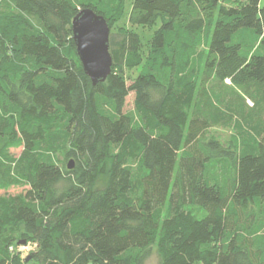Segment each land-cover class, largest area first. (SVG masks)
Segmentation results:
<instances>
[{
	"label": "trees",
	"instance_id": "obj_1",
	"mask_svg": "<svg viewBox=\"0 0 264 264\" xmlns=\"http://www.w3.org/2000/svg\"><path fill=\"white\" fill-rule=\"evenodd\" d=\"M126 1L0 0V145L22 148L0 158V190L27 188L0 196V264H24L10 230L37 248L32 264H144L153 246L160 264H264V119L223 122L208 87L261 107L264 0H131L135 24L163 19L147 58L134 80L112 68L93 86L73 19L89 8L111 28ZM120 51L141 66L137 33ZM224 126L228 150L210 137ZM61 140L72 169L49 155Z\"/></svg>",
	"mask_w": 264,
	"mask_h": 264
},
{
	"label": "rangeland",
	"instance_id": "obj_2",
	"mask_svg": "<svg viewBox=\"0 0 264 264\" xmlns=\"http://www.w3.org/2000/svg\"><path fill=\"white\" fill-rule=\"evenodd\" d=\"M198 5L202 2V0H194ZM221 5H224V0H221ZM131 12V0H127L124 3V13L120 16L114 17L113 24L111 27L110 34V54L113 59V71L115 74L123 76L126 80L130 82V80H134L136 76L139 74L149 51V48L153 42L154 36L157 30L160 28V24L162 23V17H157L156 21L151 23L148 26L142 27L135 24L130 19ZM134 32L137 33L141 40V66L135 69H129L125 65L124 55L120 51V44L122 40L129 33ZM7 49V48H6ZM200 50H204L201 48ZM209 90L211 88H215L217 94H221V99L216 101L220 107L226 112L224 115L226 116L223 120H230L229 118L234 115L235 118L230 120L231 126L235 125L236 122L240 119L243 120L244 117L246 119H264V102L261 107L257 109L255 102L245 96L244 94L238 95V91L233 90L230 82L226 81L225 85H216L210 84L208 85ZM235 91L236 93H232ZM237 94V95H236ZM246 97V99L244 98ZM133 99L134 95L131 94L127 99L126 110L131 111L133 109ZM245 101V102H244ZM241 104L245 105L244 112L240 111ZM242 116V118H241ZM235 131L232 128H226L225 126L222 128H213L210 131V137L214 138L219 142L222 150H228L232 146L230 144L232 137L234 136ZM68 145L64 140H61L59 143H55L52 149V153L49 154L51 158L60 166L64 168H68L72 159L67 157ZM22 148L13 147L8 144L0 145V158L3 160L5 157L18 160L21 154ZM6 163V159L4 160ZM74 164V163H73ZM74 168V165H73ZM3 176L7 174V168L1 173ZM9 181L5 183V188L0 190V196H6L8 198L16 199L20 197L24 191L27 189L26 187H18L13 185H8ZM107 183L106 177H101L94 185V189L102 190ZM257 212V221L264 224V202L261 204L259 208L256 210ZM264 227V226H263ZM264 230V228H263ZM264 233V231H263ZM8 236L14 238V244L10 247L9 252L13 256H18L21 260H23L24 264H32V262L27 263L26 261L32 258L33 254L36 252L37 248L32 243H23L25 241L19 238V235L14 231L10 230L8 232ZM147 257L144 260V264H160V259L156 251V246H153L149 249L147 253Z\"/></svg>",
	"mask_w": 264,
	"mask_h": 264
},
{
	"label": "water",
	"instance_id": "obj_3",
	"mask_svg": "<svg viewBox=\"0 0 264 264\" xmlns=\"http://www.w3.org/2000/svg\"><path fill=\"white\" fill-rule=\"evenodd\" d=\"M110 34L111 28L107 20L92 9L80 10L73 19V43L84 73L90 78L93 86L105 83L112 74ZM73 165L71 162L68 168L72 169Z\"/></svg>",
	"mask_w": 264,
	"mask_h": 264
}]
</instances>
